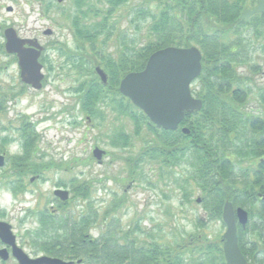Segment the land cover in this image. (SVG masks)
<instances>
[{"label":"rangeland","instance_id":"374dc122","mask_svg":"<svg viewBox=\"0 0 264 264\" xmlns=\"http://www.w3.org/2000/svg\"><path fill=\"white\" fill-rule=\"evenodd\" d=\"M140 2L129 0L110 15L113 37L118 30L133 39L145 35L146 24L136 16ZM109 7L103 0H89L81 9L74 0H0V47H4L0 51V147L5 146L3 151L12 160L0 168V220L11 224L21 248L33 258L50 255L44 247L50 237L42 235V211L67 217L70 214L78 219L90 205L98 213L88 229L93 239L99 240L102 229L114 222L123 229L132 228L130 237L138 244L145 243L140 245L156 244L163 250L179 246L184 264H191L192 254L202 263L205 250L214 255L213 250L207 249L210 243L219 248L221 259L227 227L222 218L211 217L215 202L211 198L207 199L209 203L204 202L206 196L197 182L193 157L186 154L179 164H166L158 158L150 151L158 140L156 134L145 124L137 132L138 124L112 103L116 94L112 88L106 90L108 97L93 109L85 106L90 81L96 79V68L103 67L96 66L92 72L88 64L79 62L75 66L65 54L69 48H75L68 16L85 11L86 24L99 23L108 15ZM7 28H14L20 37H37L45 47L42 58L46 82L41 90H34L21 80L17 58L6 53L3 30ZM48 30L51 33L45 35ZM104 37L99 36L98 43ZM242 37L250 64L262 66L256 75L250 66L239 69L243 74L254 75L256 85L252 84L251 97L256 100L264 88V32L256 39L246 29ZM117 43L112 39L110 47L114 49ZM107 48L112 51L109 45ZM256 102L252 101L251 108L264 111V103ZM24 122L34 133L30 149H26L21 130ZM95 147L105 151L101 160L94 157ZM145 151L148 154L144 155ZM24 154H28L33 172L37 167H45L47 172L34 181L30 179L37 174H30L24 181L29 185L28 192H15L8 184L13 178L11 164ZM73 181L79 186L88 183L89 200L75 196ZM56 189L69 191L70 198L62 203L54 194ZM198 198L201 203H197ZM253 236L256 238L257 233ZM198 237L209 242L195 239ZM53 243L54 248L57 244ZM201 246H205L204 252L199 249ZM83 259L84 264H91Z\"/></svg>","mask_w":264,"mask_h":264},{"label":"trees","instance_id":"16d2710c","mask_svg":"<svg viewBox=\"0 0 264 264\" xmlns=\"http://www.w3.org/2000/svg\"><path fill=\"white\" fill-rule=\"evenodd\" d=\"M88 1L74 0V3L81 9ZM103 1L111 8L99 23L86 24L83 21L86 19L85 11L68 16L74 30L75 48H69L70 51L66 50L65 54L75 66L85 62L92 72L96 66H102L108 76V82L104 84L95 72L96 79L90 81L85 106L93 109L97 102L108 97L106 90L112 88L116 91L112 103L118 106L121 114L138 124L137 132L145 124L156 134L158 140L153 142L150 151L158 158H163L166 164H179L186 154L192 156L197 182L202 185L206 196L204 202L209 203L207 199L210 198L215 202L211 217L222 218L227 201L235 207H244L249 201L261 200L259 194H264V162H260L264 155V111L252 109L251 103L257 101L256 104L263 105L264 88L260 89L256 100L251 95L252 84L256 85L254 75L262 71V66L250 64L242 36L247 29L258 39L264 32V14L241 19L243 10L254 7L257 0H138L141 2L136 16L145 22L146 31L145 35H138L136 39L129 38L123 30H118L117 36L113 37L114 28H110L108 20L119 6L129 0ZM102 35L105 37L98 43ZM112 39L118 42L114 49L110 47ZM169 46H197L203 55L202 72L192 88L194 96L202 100L203 107L200 111L186 114L181 124V127L190 129L189 134H184L181 129L157 128L120 89H116L128 73L143 70L154 52ZM0 51H4L3 46ZM243 65L250 66L254 75L240 72ZM24 125L21 130L26 149H30L34 144V133L27 123L24 122ZM28 164V154L11 164L13 178L8 184L15 192L26 190L24 181L27 176L45 170V167L36 166L37 171L33 172L35 168ZM71 187L75 196L89 200L91 188L88 183L79 186L73 181ZM86 211L78 219L70 214L68 217L59 216L46 210L40 213L42 235L50 237L45 243L47 246H44L48 254L66 259L85 257L91 264L185 263L182 254L178 253L179 246L163 250L156 244H150V247L140 245L145 243L138 244L130 237L132 228L126 230L114 222L102 229L99 240L93 239L88 229L96 221L98 213L90 205ZM238 235L239 246L244 253L241 227ZM195 239L209 242L200 237ZM255 239L258 243L260 236ZM54 241L57 246L53 248ZM199 249L203 252L205 246ZM207 249L215 254L205 250L202 263L197 262L198 258L192 254L190 263L227 264L223 248L221 259L217 246L210 243ZM252 257V264H258L256 252Z\"/></svg>","mask_w":264,"mask_h":264},{"label":"water","instance_id":"95a60500","mask_svg":"<svg viewBox=\"0 0 264 264\" xmlns=\"http://www.w3.org/2000/svg\"><path fill=\"white\" fill-rule=\"evenodd\" d=\"M259 13L264 14V0H257L255 7L245 8L241 19L247 20ZM5 38L6 52L17 55L21 80L34 89H41L45 75L40 57L44 47L38 40L19 37L14 28L5 30ZM202 59V52L197 46H169L160 49L150 56L143 70L130 72L121 80L120 92L141 109L157 128L175 131L187 113L200 111L203 107L202 100L194 97L191 89L202 72ZM96 71L106 84V72L100 67ZM182 132L189 134L190 129L184 127ZM93 154L101 160L105 151L95 147ZM4 165L5 156L0 155V168ZM54 194L63 201L69 198V191L65 189H56ZM260 196L264 199V195ZM223 220L227 227L224 234V256L227 264H247L238 241V224H246L247 212L242 207L235 209L233 203L227 201ZM0 234L7 244L13 246L14 256L19 264H73L72 261L50 256L30 257L15 243L16 236L11 224L7 222H0Z\"/></svg>","mask_w":264,"mask_h":264},{"label":"flooded vegetation","instance_id":"af4514ba","mask_svg":"<svg viewBox=\"0 0 264 264\" xmlns=\"http://www.w3.org/2000/svg\"><path fill=\"white\" fill-rule=\"evenodd\" d=\"M0 29H1V27H0ZM3 33L5 34V29L3 30ZM44 34L47 35L48 34L47 31H45ZM21 38H23V39H31V40H38V42H39V39L37 37H21ZM44 51H45V47H44V50L42 51V54H41V57H40V62L42 64H43L42 56H43ZM7 54H9V53H7ZM9 55H14L17 58L16 54H9ZM43 71H44V65H43ZM45 82H46V75L44 77V80L42 81V88L45 85ZM41 89H34V90H41ZM183 128H184V126L183 127L179 126L178 129H181V131H182ZM0 135H1V132H0ZM2 139L3 138H0V142H1ZM4 149H5V146L2 145V147H0V155H4L5 156V165L3 167L8 165L9 161L11 160L10 154L5 152V151H3ZM103 157H104V155H103ZM260 162H264V155L262 156V158H260ZM3 167H1V168H3ZM45 172H47V170L42 171V174L34 175L33 176L34 178H31L30 181H34L35 178L36 179L37 178L38 179L42 178V175L45 176L44 175ZM8 182H9V180H8ZM255 188H253V189H255ZM28 189H29V185L26 186V190L25 191H27ZM256 190H258V189H256ZM260 194H259V198L261 200L249 201L243 207V209L247 212V222H246V224L244 226H241V228L243 230V235H242L243 236V242H244L243 245H244V248H245V252L244 253L242 252V253H243V255L246 258L247 264H252V262H253L252 261V259H253L252 255H254L255 252H256V254L258 256V261H259L258 264H264V200L262 199ZM57 198H59V197H57ZM69 198H70V196H69ZM60 201L62 203L66 202V201H63L61 199H60ZM201 201H202L201 198L197 199V203H201ZM41 210L42 209H39V211H41ZM55 212H56V210H54V213ZM208 218H210V216ZM0 222H6V221L0 220ZM238 230H239V227H238ZM257 232H259L257 236H260V239H259L258 243H256V239L255 238H252V236L253 235L255 236V233H257ZM15 236H16L15 243L17 244V246L19 248H21L22 246L18 243V239H17L18 237H17V235H15ZM192 243L193 242L191 241L190 245ZM21 249L25 252V250L23 248H21ZM223 253H224V238H223ZM44 255H46V254H44ZM48 256L61 258V257L55 256V255H51V254L48 255ZM61 259L65 260V261H72L73 264H84V259H66V258H61ZM0 264H19L18 260L14 256V248H13V246L10 245V244H7L3 240L1 234H0Z\"/></svg>","mask_w":264,"mask_h":264}]
</instances>
